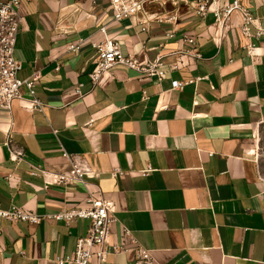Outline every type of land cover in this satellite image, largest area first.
I'll return each instance as SVG.
<instances>
[{
  "label": "crops",
  "instance_id": "obj_1",
  "mask_svg": "<svg viewBox=\"0 0 264 264\" xmlns=\"http://www.w3.org/2000/svg\"><path fill=\"white\" fill-rule=\"evenodd\" d=\"M21 1L18 76L39 73L34 89L44 109L30 112L21 101L0 106V208L55 214L91 194L115 205L110 241H127L129 229L153 251L154 264H264V179L255 149L264 123V34L254 36L264 28V4L243 0L257 26L247 37L238 13L221 27L213 12L196 13V0L147 4L122 20L105 0ZM226 1L233 0L219 4ZM167 14L177 21L157 20ZM184 35L196 37L200 57L180 52ZM106 36L142 64L159 57L165 75L140 77L117 64L94 87L93 44ZM65 153L96 174L67 184L31 174L68 171ZM90 225L81 218L32 224L0 217V264H54ZM134 259L129 250L110 254L105 264Z\"/></svg>",
  "mask_w": 264,
  "mask_h": 264
},
{
  "label": "built area",
  "instance_id": "obj_2",
  "mask_svg": "<svg viewBox=\"0 0 264 264\" xmlns=\"http://www.w3.org/2000/svg\"><path fill=\"white\" fill-rule=\"evenodd\" d=\"M95 2V0H91ZM111 8L114 19L122 20L132 18L137 15L147 4L164 3L166 0H105ZM264 4V0H259ZM220 0H196V13L204 17L209 12H213L216 21L221 27H225L231 15L238 13L241 16V33L244 36H252L251 27L256 26L255 18L250 9L243 3V0L226 1L220 5ZM21 0H0V106L10 109L14 101H21L23 106L30 112L42 111L44 103L35 96V81L39 77L38 72L26 79H20L18 74L22 70V64L14 55L17 42V35L22 24ZM159 22L175 23V14L161 15L157 17ZM105 32V28L101 27ZM264 34V28L257 27L254 34L259 37ZM170 33L169 36H173ZM186 48L181 50L182 54L200 57L195 36L184 35ZM96 49V69L90 73L91 83L94 87L104 85V75L117 64L136 69L140 72V77L155 75L161 79L165 75L163 62L158 57L155 61L142 64L132 56H124L117 40L107 36L100 42L93 44ZM72 50L80 48V43L71 46ZM249 52L254 51V45L248 44ZM176 68L177 65L173 64ZM58 69V67H57ZM190 80H173L172 87L181 89ZM83 84L80 83L74 88L76 94H81ZM26 89L30 97L24 94ZM12 157L22 160L20 151H11ZM71 161V168L65 172L39 169L31 171V174H42L47 183L67 184L76 181L84 182L83 177L95 175L96 172L86 164L73 159L70 154H64ZM121 172L114 169L113 174ZM145 172V171H144ZM115 205L112 201L104 197L88 195L82 205L63 209L55 214L38 215L28 212L12 205L9 208H0V217L12 222L26 221L32 224H39L44 217H54L71 223L76 219H89L91 225L87 233L79 237L76 241L74 251L69 255H57L54 264H105L110 254L133 250L135 253L134 264H154L153 251L143 247L127 228L123 229V235L127 241L111 242V226L116 221Z\"/></svg>",
  "mask_w": 264,
  "mask_h": 264
},
{
  "label": "rangeland",
  "instance_id": "obj_3",
  "mask_svg": "<svg viewBox=\"0 0 264 264\" xmlns=\"http://www.w3.org/2000/svg\"><path fill=\"white\" fill-rule=\"evenodd\" d=\"M256 154L260 174L264 179V123L261 124L260 130L256 135Z\"/></svg>",
  "mask_w": 264,
  "mask_h": 264
}]
</instances>
